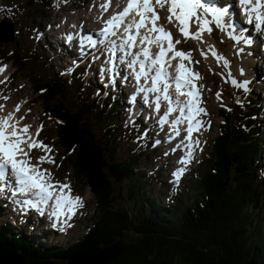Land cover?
I'll return each mask as SVG.
<instances>
[{
	"label": "trees",
	"instance_id": "trees-1",
	"mask_svg": "<svg viewBox=\"0 0 264 264\" xmlns=\"http://www.w3.org/2000/svg\"><path fill=\"white\" fill-rule=\"evenodd\" d=\"M17 45L9 57L44 91L46 111L62 122L55 129L59 144L70 152L68 166L93 192L99 213L68 247L0 228V264H264V168L251 139L257 134L238 125L247 115L224 114L203 173L165 204L138 173L151 162L149 151L122 153L129 144L118 107L84 98L80 80L48 75L51 63Z\"/></svg>",
	"mask_w": 264,
	"mask_h": 264
},
{
	"label": "snow or ice",
	"instance_id": "snow-or-ice-1",
	"mask_svg": "<svg viewBox=\"0 0 264 264\" xmlns=\"http://www.w3.org/2000/svg\"><path fill=\"white\" fill-rule=\"evenodd\" d=\"M111 3L112 0H107L101 5L105 12ZM239 4L248 23L257 29L264 28V0H239ZM157 9H166L167 23L173 25L183 39H174L172 31L160 23L165 18ZM129 17L132 18L131 22H126ZM193 25L195 31L192 30ZM213 26L226 32L228 38L237 44L251 43L249 38L236 33L228 7L207 3L206 0H126L122 10L105 21V26L98 33L101 39L95 40L89 36L80 41L81 50L85 46L96 47L98 43L108 46L107 63L110 67L104 71L113 74V84L118 75V61L126 63L130 69L129 75L133 76L138 86L137 93L144 94L146 103L154 104L157 113H160L162 102L167 103L166 111L159 120L161 125L168 124L169 116L173 113H179L171 122V127L175 136H180L179 125H187L184 129L186 135L176 145L177 149H186L178 161L183 166L192 162L195 150L202 151L201 142L194 139L193 134L205 129V122L200 117L207 116L208 111L202 107L203 86L197 83L203 77L191 67L200 61L193 60L191 51L178 49L177 45L187 43L188 40L207 44L204 37L205 34H212ZM121 28L124 35L117 44L111 37L117 36ZM72 39L73 36L69 35L68 40ZM137 46H140V51L134 52L133 49ZM153 47L158 48L155 54L152 52ZM117 53L121 55L118 57ZM200 55L204 59L211 55L217 63L222 61L224 67L229 66V61L216 51L214 45H207V50L201 49ZM128 57L132 59L129 60ZM173 61L177 63L173 65ZM172 68L174 74L169 71ZM3 71L5 68L0 67V72ZM231 82L238 87H246V84L238 85L234 79ZM170 89H174L175 96L170 94ZM149 94H154L151 101ZM216 96L217 99L221 98L220 93ZM131 99L135 102L136 97ZM19 111L20 107L17 106L16 112ZM22 119L23 117L16 119L13 113L0 118V194L10 191L13 198L19 195L27 197L14 202L27 209H35L41 216L50 207L51 211L47 214L54 221L53 227L62 224L60 230L64 231L65 226L71 227L69 221L84 207V201L82 197L71 194L70 184L55 181L53 173L43 167L44 164L56 165L53 148L39 139L44 125H39L33 135L31 125L21 126ZM207 126L210 127V122ZM35 150L43 152V155L36 157L33 163ZM186 170V167H181L174 171L177 184Z\"/></svg>",
	"mask_w": 264,
	"mask_h": 264
},
{
	"label": "rangeland",
	"instance_id": "rangeland-1",
	"mask_svg": "<svg viewBox=\"0 0 264 264\" xmlns=\"http://www.w3.org/2000/svg\"><path fill=\"white\" fill-rule=\"evenodd\" d=\"M59 1L60 0H44L43 3H39L37 0H0V21L8 17V19L13 21L16 26L14 32L15 41L0 44V52H3L6 56H10L14 52L15 44H17L16 41L18 40V44L24 45L26 51L30 49L29 53H31V50L36 53H42L44 60H48L52 66H55L58 73L69 76L73 71H75L76 76L84 78L86 83L85 86L93 85L94 88L97 86L94 90L89 89V92L91 93H89V96L93 95L94 97L99 96V98H101L100 95H102L104 97H109V99H111V103L115 101L116 104L119 105V108H121L123 114L121 117L124 120V125L128 127V130H132V134L136 135L137 132L139 133V142L135 146L124 145L122 149L123 155H127L132 152L137 153L142 148L145 149L150 146V149L154 152V161L152 160L153 164L150 169L141 168L139 174H142V176H145L146 178H150L147 176L148 171L154 170L157 173L158 181H156L154 177L151 178L157 184V187L153 188L154 193L157 189L156 194L159 193L161 186L160 182L163 183L162 187L173 188L170 181L169 169L166 167V164L164 165L163 161L159 159L163 152L154 149L155 140L153 138L151 139L149 134L144 132L143 122L140 127L139 121L135 123L134 119H131V115L133 114L131 109L125 111L127 106L126 97L121 92H119V94L114 92L115 84L113 83L109 89H106L101 83L100 73H98L97 70L94 71L93 69L90 70L87 68L85 65L86 62L78 60L77 58L71 56V54H66L64 50L65 47L60 46L53 34V29L57 26H54L53 29L51 28L52 23H54V12L59 14L56 18L66 19V17H69L72 22H74L75 18L77 23H81L79 20L88 18L89 14H91L90 8L92 7L94 0H64L62 3ZM59 5H61V7H59ZM64 6L68 9H65L66 15L61 10ZM61 23L62 21H58V25ZM5 29L7 28L5 27ZM6 35L10 36V33ZM219 38L221 40V46L219 45L221 52L218 50L217 37L211 39V41L213 40L212 45L215 46L216 51L220 55L229 61L228 67H224L222 61L217 63V61L213 58L215 60L214 61L211 55H209V58H211L214 63H209L208 59H204L200 55V50L203 48L197 47L196 43L191 40L184 43V46L182 45L185 50H193L195 60L200 61L197 65L202 70L204 75L206 100L209 108L206 127L200 138V148L202 151L198 149L199 158L196 160L198 169H196V167L192 168L189 174L190 176L203 173L204 168L201 164L203 165L206 162L205 160L211 157V154L213 153L212 146L215 145V142L218 140L222 132L221 128L225 125L224 122L222 123L220 121L219 117L222 115V112L219 111L222 109L226 110V108L231 109L233 106V100L237 99L236 97L238 95L245 92L244 99H247V97L253 99L254 103L257 105L258 111L255 126L258 127V129H261L262 127L264 128V102L262 99L264 97V92H257L255 89L251 93H246V91L241 87L232 84L231 81L233 79L238 85H241L244 80H247L251 87L254 86L255 82H250L252 79L250 70H244V73H238L234 69L236 63L235 58H237V61H241L242 59V56H238V54H236V50L231 46L232 43L234 45L237 43L232 42L228 39V37L223 38L222 36H219ZM236 46L238 47V45ZM4 47L7 53H5ZM238 48L242 49V47ZM244 48H247V46ZM254 55L256 57L257 53ZM7 60L11 63L10 59ZM77 63H80L81 65ZM245 64L253 66L250 61L245 62ZM0 67L9 69H7V73H5L8 77L4 80L0 79V100L5 105V108L7 109L6 112L13 113L18 119L23 117V119H25L24 123L32 126L34 131H30L33 135L39 125H44V129L41 132L39 139L53 148L56 165L44 164L43 167L49 169L53 173L55 181L69 183L71 185L73 195L82 197L84 201V207L80 208L75 221L71 224L69 229L64 230L65 232L59 229L51 231L49 226H44L43 223L41 224L33 218H29L27 222L20 223L21 218L18 215L13 214L10 210H7L1 203L0 208L6 210L4 211L3 216H0V225L2 224L3 226L4 224L7 229H10L12 232L17 231L29 239L33 240L34 238H37L42 244L66 246L79 239L86 232L87 228L91 226L95 220L92 219L93 214L96 218L99 210L95 207L94 200L89 192V189L86 188L83 190V187L80 188L77 180L73 177V170L68 166V156L66 154V150L60 146L56 137L55 127L58 128L61 125V123H58L60 120L54 121V118L46 111L42 98L36 97L39 93H34L32 91V81L28 78V76H30L29 73L24 71L21 72L22 74H17V72L14 71L16 69L12 68L11 64H0ZM77 68L78 70H76ZM240 71H242V69ZM254 71L255 69H253V72ZM53 72L54 71L50 67L48 75ZM8 78L10 79L7 80ZM87 92L88 90H85L84 96H86ZM217 93L221 94L220 99H217ZM234 95H236L235 99ZM245 101H243V104H245ZM17 106L20 107L19 112H16ZM48 108L52 111L51 104H48ZM29 109H31V111H29ZM242 112L243 116L241 118H243L244 115H247L246 109ZM209 122L210 127L207 126ZM243 122L244 121L242 120V123L238 125L245 124L247 125V128L251 125L249 122ZM135 127L138 130L137 132L134 131ZM262 140L264 144V137ZM263 144L261 142L258 143L259 152ZM40 155H43V152L39 150H35L33 152V163H35V158ZM259 159H262L261 155ZM168 197L169 194L166 190L164 193L163 203L168 199ZM31 224L32 227H29Z\"/></svg>",
	"mask_w": 264,
	"mask_h": 264
},
{
	"label": "bare ground",
	"instance_id": "bare-ground-1",
	"mask_svg": "<svg viewBox=\"0 0 264 264\" xmlns=\"http://www.w3.org/2000/svg\"><path fill=\"white\" fill-rule=\"evenodd\" d=\"M117 6V5H116ZM100 14V13H99ZM110 14V12H109V10L108 11H106V13L103 15V17L97 22V23H95V24H93V25H90L92 28H95V26H97L98 25V23L99 22H103L105 19H107V17H108V15ZM165 14V17L168 15V13H164ZM232 22V21H231ZM233 23V22H232ZM79 24V23H78ZM164 24L166 25V23L164 22ZM233 25H234V27H235V30H236V33L237 34H245L244 32H242L241 30H240V28L235 24V23H233ZM175 28V27H174ZM175 30H176V28H175ZM192 30L193 31H195V25H193V27H192ZM177 31V30H176ZM178 33V32H177ZM219 36H222L223 38H226V37H228L227 36V33L226 32H221V31H219V30H217V29H215V27L213 26V32H212V34L211 35H207V34H205V40L207 41V44H200V43H198V42H196V41H193V40H191V41H193L194 43H196V46L197 47H201V48H203V49H207V45H212V41H211V39L212 38H218V40H217V43H218V50H219V52H221V48H219V45L221 44V40H220V38H219ZM181 39H183V38H181ZM229 39V38H228ZM231 40V39H230ZM232 42H233V40H231ZM236 45H238V47H240L239 46V44H233L232 43V47H233V49H235L236 50V52L237 51H240V49H238V47L236 46ZM179 46H180V48L182 49V47H181V45L179 44V45H177V47H178V49H180L179 48ZM221 46V45H220ZM245 47H246V45H245ZM241 48V47H240ZM242 49L244 50V48L242 47ZM235 52V51H234ZM235 52V53H236ZM243 51H240V53H242ZM245 52V51H244ZM97 55V53H95L93 56H96ZM213 59V58H212ZM212 59L211 58H208V62L209 63H212L213 61H212ZM214 60V59H213ZM235 60H236V63H235V70H236V72H238V73H241V72H243L244 73V70H251L253 67H254V65H257V64H255L256 63V61L254 60V59H251V58H242V60L241 61H237V58H235ZM215 61V60H214ZM247 61H250V62H252V64H253V66H249V65H247V64H245V62H247ZM214 63V62H213ZM237 64V65H236ZM242 66H244V68L242 67ZM88 67H89V69H90V64H88ZM95 67V64L93 63L92 64V68H94ZM7 69L8 68H5V71H3V72H0V79L1 80H4V79H6V77H8L7 75H5V73H7ZM242 69V71H240ZM9 70V69H8ZM6 81V80H5ZM136 110H137V113H140V111L141 110H139V108L138 107H136ZM133 114H134V112H133ZM1 114V112H0V118H3L4 117V115H2ZM15 118H16V116H15ZM25 119H22L21 121H20V124H21V126H23V125H25ZM27 125H30V124H27ZM30 130H33V128L31 127V129ZM34 131V130H33Z\"/></svg>",
	"mask_w": 264,
	"mask_h": 264
},
{
	"label": "water",
	"instance_id": "water-1",
	"mask_svg": "<svg viewBox=\"0 0 264 264\" xmlns=\"http://www.w3.org/2000/svg\"><path fill=\"white\" fill-rule=\"evenodd\" d=\"M7 39H4L3 41H6Z\"/></svg>",
	"mask_w": 264,
	"mask_h": 264
}]
</instances>
